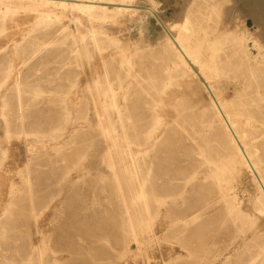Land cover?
Wrapping results in <instances>:
<instances>
[{
    "label": "rangeland",
    "instance_id": "rangeland-1",
    "mask_svg": "<svg viewBox=\"0 0 264 264\" xmlns=\"http://www.w3.org/2000/svg\"><path fill=\"white\" fill-rule=\"evenodd\" d=\"M133 2L144 8L120 14L111 10L108 18L90 17L75 8L59 7H52L57 15L45 22L37 20L34 10L13 7L5 16L0 13V264H39V252L28 249L31 242L42 250L43 264H248L254 256H257L254 264H264V214L255 210L254 197L259 192L250 171L242 165L232 171L225 166L223 170V187H232L231 193L248 214L247 220L231 219L218 191V179L205 177L207 168L201 165L198 155L178 159V167L186 168L184 174L173 177L164 173L165 163L158 160L168 161L170 157V140L167 141L166 135L159 140L153 165L157 176L153 182L164 187L153 188L156 201L146 216L147 223L138 230V240L126 235L120 226L110 227L109 221L101 219V228L96 227L95 236L85 232L84 225L93 227L98 216L105 219L120 208L117 195L109 185L110 168L105 160L112 141L97 129L102 113L99 100L104 96L99 95L102 90L96 87L101 85L98 81L102 80L105 61H110L109 83L121 114L138 117V123L155 117L152 128L156 134L164 127V119L182 123L175 107L181 110L186 105L184 114L191 112L195 116L206 106L210 108V97L204 87L192 77H181L171 67L167 36L160 21L177 25L189 15L196 24L200 22L205 29L221 35L232 31L231 28L235 30L236 26L241 31L248 28L255 36L248 41L250 58H228L238 70L220 76L215 89L223 101L246 95L251 101L250 108L264 121V73H259L264 68V0ZM91 33L107 39L106 48L100 53L86 39L93 52L89 60L83 59L81 68L72 52L70 35H77L84 46L82 36ZM254 39H258L259 46L254 47ZM228 44L224 43L226 52L222 51L221 55L224 59L233 51ZM24 50L26 54L22 56ZM94 84L93 92L85 91L87 85ZM154 98L161 101L158 112L152 104ZM158 113L162 117H156ZM259 124L258 131H264V123ZM177 125L173 126L177 132V151H181L184 143L194 146L191 140H182L180 134L184 132ZM139 131L142 134L144 130L139 128ZM258 143L264 154V134ZM210 144L216 150L220 148L218 141L211 140ZM196 170H199L197 177L186 183V178ZM140 176L143 180L147 178L146 172ZM104 177L106 180H101ZM62 178L66 191L60 194L57 184ZM73 185L78 193L71 191ZM12 188H31L41 196L35 217L25 214L29 209L18 207H26L27 199L16 201L5 212ZM195 191L199 198L210 203L207 209L196 207L195 210L200 208L196 211L198 218L186 224L182 212L196 198ZM82 199L80 203L86 206V211L84 214L81 210L76 220L94 212L97 216L84 219V224L79 225L69 215L74 203ZM101 230L106 233L101 235ZM65 237L76 248L79 245L92 248L100 242L103 251L85 254L82 250H64L54 258L50 250L64 246L65 240L60 239ZM16 244L27 247L28 251L14 250ZM214 244L223 250L216 258L211 251Z\"/></svg>",
    "mask_w": 264,
    "mask_h": 264
},
{
    "label": "bare ground",
    "instance_id": "bare-ground-1",
    "mask_svg": "<svg viewBox=\"0 0 264 264\" xmlns=\"http://www.w3.org/2000/svg\"><path fill=\"white\" fill-rule=\"evenodd\" d=\"M102 3H104L105 5H103ZM219 6L221 7V5ZM13 7L36 11L37 20L39 22H45V20H48L49 18L57 15V13H54L52 7H59L63 9L75 8L90 17L96 18H108L110 16L109 14H111L109 13V11L111 10L115 13L120 14L125 12H135L139 9L144 8V6L136 4L135 2H133V0H74L72 3L68 2V0H0L1 15L4 14L5 16L6 12H9ZM261 7L262 3L259 9ZM148 10L152 11L153 13L155 12L152 8L149 7ZM160 22L167 36L166 43L168 45V50L170 53L169 58L172 62L171 67H173L175 70H178L181 77H184L185 79L192 77L204 87L210 97V108H208L209 106H206L204 109H202L201 112H198L197 116H195L191 112L188 114H184L186 105H183V108L181 110L178 109L179 106L175 107L176 114L178 117L181 116L182 123H178L177 119H175L172 123H169L164 119V127L159 130L160 134H156V131H154V129L152 128L153 124H155V122L153 121L155 117H152V119L148 121H144V123H138V117L133 116L129 113L121 114L120 104L118 103L115 94H112L113 88L109 83L110 61L104 62V73L102 75V80L98 81V84L101 83V85L96 87L102 90L99 92V95L101 97L102 95L104 96L103 99L99 100L102 102V113L101 118L97 123V129L100 135L110 137L112 141V147L108 148V150L105 152V160L110 168V174L108 177L109 185L117 195L118 202L120 203V211L119 209L116 210V213L113 212L109 217L105 219L98 216L99 219L97 222H95L96 225L93 227L87 224L84 225L86 227L85 232L91 233V235L94 234L96 227L100 224L101 219L103 221H109L110 227H112L113 225H118V227L120 226L122 228V231L126 235L131 234L134 236L135 240H138V230L140 229V227L147 223L146 216L151 213L153 204L156 201L153 188L164 187V185L161 183L158 184L153 182L154 178L157 177L153 171V165L156 161L154 152L159 146V140L164 135H166L167 141L170 140L168 150L170 157L168 158V161L167 158H161L158 160L159 163H165L163 168L164 173H166L167 175L172 174L173 177L184 174L186 172V168L183 166L178 167V159L182 158L181 156H187L188 158H191L193 155H198L199 158L202 159L201 165L207 168V174L205 175V177L208 178L209 176H211L214 178V180L218 179L216 182H218V187L220 189H217L219 193H221L223 202L226 203L227 216L234 220L237 218L241 220H247L248 214L244 212V210L240 207L237 198L231 193L232 187H223L222 185V176L224 175L223 170H225V166L227 169L229 168V170L232 171L235 170L238 165H242L252 174L257 186V190L259 192V194L254 197L255 210L260 214H264V154H262V147L258 143L259 137H263L264 134V131H258V127L260 126L259 123H264L263 119H261L263 117L255 114V112L250 108L251 101L247 99L246 95L242 94L238 97L231 98V100L223 101L219 98L215 89L217 81L219 80V78H221L220 76L228 75L229 73L238 70V66L235 67V64L231 61L233 57L234 59H238L241 56L245 57L246 59L250 58L248 41L250 39H253L255 36L253 37L252 32H250L248 28L241 31L240 29H236L237 26L235 27V30L231 28L232 31L225 32L224 35L214 34V32H212L211 30L205 29L202 23L198 22L196 24L189 15H186L181 21H179V24L177 25L172 24V26H169L167 23H164L162 21ZM200 27L204 28L197 29ZM62 29L65 28L62 27ZM218 30L219 29H217V31ZM70 37L74 45V47L72 48V52L75 54L77 65L81 68L84 65L83 59L86 58L89 60L93 52L89 48L86 39H88V43L93 44L95 50L100 53H102L106 48L107 39L100 38L96 33H91L87 37L82 36L81 40L86 42L84 46L80 45V39L77 35L71 34ZM224 38H226V40H224ZM253 41L254 47L259 46L258 39H254ZM109 42L111 43L112 41ZM226 42L233 47V51L232 53L230 52L231 55H229L228 53L226 55V59H224L221 57V55L222 51L226 52L224 46V43L226 44ZM17 54L18 53H16V55ZM25 54L26 53L24 50L22 56H24ZM228 58H231V60H229ZM247 63H249V61ZM232 65L234 67H232ZM262 72L264 73V68L259 69V73L261 74ZM251 74L254 75L253 71ZM95 86V84L93 86L87 85L85 87V91L91 93L96 89ZM153 88L157 89L156 86H154ZM95 100H97V98H95ZM160 103V100L156 98L153 99L152 104L157 108L155 110L157 112ZM192 110L194 109L191 108V111ZM156 117L160 118L162 117V115L158 113ZM20 120L21 124H23V117ZM174 125L182 128V131L184 132V134H180L182 140H184V142L185 140H191L194 143V146H189L184 143L181 144L183 146L181 148V151H177L175 145L177 132L175 130V127H173ZM139 128L144 130L142 134L140 133ZM211 140L218 141L220 144V148L217 150L216 148L214 149V147H212L210 144ZM213 151L217 152L215 153L217 156L213 155ZM142 158H144L143 161ZM142 163H144L145 166H141ZM170 164L171 166H176L170 167ZM169 167L171 168L170 170ZM198 171L199 170H196L189 177H187L186 183H189L192 179L196 178ZM142 172H146L147 175V178L144 180L140 176ZM166 174H164V176H166ZM106 178L107 177L101 178V180H106ZM63 179L65 178H62L57 184L60 189L56 191L60 194L64 190L66 191V189L63 187ZM146 181L149 183L148 185H146ZM74 186L75 185L72 186L71 191H75L78 193V190H75ZM9 194L11 196V199L10 202L8 201L9 204L6 209H4L5 212H8L10 207L13 206L16 201L21 202V200L27 199L28 204L26 207H18H20V209H29L28 213L25 214L27 216L32 215L35 217V209L39 201H41L42 199L41 196L37 194V192L35 193V191L31 188L27 190L26 188H12ZM28 194L30 195L28 196ZM194 194H196V198H194L188 205L187 209L182 212V220L186 224H190L198 218L199 215L196 214V211L200 208H197V210H195L196 207L201 206L207 209L210 203L207 199H203L201 197L199 198L198 191H195ZM81 201H83V199L79 200L78 203H74V205L71 207L69 219L70 217H72L76 220L78 215L81 213V210H83L82 213L86 211V206L83 207L80 203ZM165 201L166 200H163L164 203ZM96 216L97 214L94 212L90 215L84 216L83 218H81V220L77 219L78 221L76 220V223L80 222L78 223L79 225L84 224L82 220L96 218ZM22 218L26 220L25 216H23ZM33 220H35V218ZM24 224H26V222ZM104 230L109 231L107 228ZM104 230H101L100 234L104 232ZM104 233H102L101 235H103ZM197 233H195L196 236L200 234ZM95 235L96 234H94V236ZM17 239L18 238H16V240ZM69 239L70 238L66 237L61 238L60 240H65L64 246H60L57 249L54 248L50 250L49 254L54 256L55 258L57 256H60L58 252H62L64 250H82L85 252V254H95L96 251H103L100 242L97 243L96 241H94L96 242V245H94V247L92 248H84V245H79V247L76 248L70 246L71 240L69 241ZM74 241L77 242L76 240ZM31 244H28V249H30V251L34 249V251L37 250L36 252H39V264H43V261L41 259V257L43 256L42 250L34 245L33 242H31ZM213 246L214 249L212 248L211 251L212 255L215 258L220 254H223V250L219 247V245L214 244ZM207 248H209L210 250L211 247H206V249ZM13 249H23L24 251H28L27 247L23 248L22 245L20 247L17 244ZM256 257L257 256L252 257L251 261L248 264H254V260L256 259Z\"/></svg>",
    "mask_w": 264,
    "mask_h": 264
}]
</instances>
